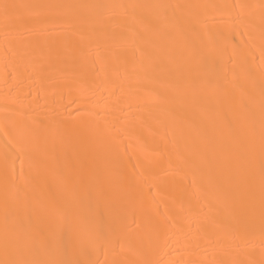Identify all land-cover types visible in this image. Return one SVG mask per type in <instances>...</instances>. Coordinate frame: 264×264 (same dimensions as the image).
Wrapping results in <instances>:
<instances>
[{
	"label": "bare ground",
	"instance_id": "obj_1",
	"mask_svg": "<svg viewBox=\"0 0 264 264\" xmlns=\"http://www.w3.org/2000/svg\"><path fill=\"white\" fill-rule=\"evenodd\" d=\"M0 264H264V0H0Z\"/></svg>",
	"mask_w": 264,
	"mask_h": 264
}]
</instances>
